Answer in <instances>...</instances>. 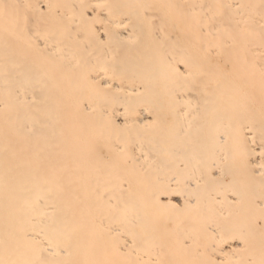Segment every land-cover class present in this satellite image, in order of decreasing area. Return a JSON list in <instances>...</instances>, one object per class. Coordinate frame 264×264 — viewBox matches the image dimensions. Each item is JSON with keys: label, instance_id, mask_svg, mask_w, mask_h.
Instances as JSON below:
<instances>
[{"label": "bare ground", "instance_id": "1", "mask_svg": "<svg viewBox=\"0 0 264 264\" xmlns=\"http://www.w3.org/2000/svg\"><path fill=\"white\" fill-rule=\"evenodd\" d=\"M0 264H264V0H0Z\"/></svg>", "mask_w": 264, "mask_h": 264}]
</instances>
